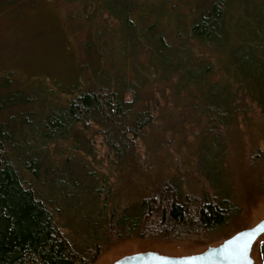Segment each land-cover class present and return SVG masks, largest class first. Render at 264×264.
Segmentation results:
<instances>
[{"label": "trees", "instance_id": "trees-1", "mask_svg": "<svg viewBox=\"0 0 264 264\" xmlns=\"http://www.w3.org/2000/svg\"><path fill=\"white\" fill-rule=\"evenodd\" d=\"M186 1H54L78 8L81 26L89 32L83 51L88 61L96 57L98 67L87 79L80 80V74L76 88H61L63 94L70 92L66 100L49 92L53 98L39 117L43 137L46 145L73 141L76 150L89 132L100 138L108 174L78 167L93 187L79 185L73 176L75 194L60 198L104 196V205L87 206L80 222L72 220L73 232L94 231L93 245L78 250L56 219L63 212L34 185L58 164L44 151L32 150L19 167L21 158L10 153L8 143L37 117L34 110L19 113V129H9V120L0 126V264H92L106 247L133 238L204 242L238 214L228 198L202 185L201 191H191L172 146L174 140L194 138L199 151L194 157L201 158L197 167L184 166L204 171L205 179L194 178L203 184L224 164L222 157L203 158L205 152L225 147L226 137L252 121L256 109L264 119V0H212L203 9L195 7L196 0ZM250 2L251 12L237 13L238 3ZM38 4L0 0V11ZM0 106L2 113L12 112L10 118L17 108L35 104L29 93L13 92L2 97ZM261 156L264 165V152ZM72 162L81 165L76 153L61 162V169L67 172ZM171 164L175 174L164 175ZM119 178L133 179L121 196ZM113 200L123 205H108ZM91 213L100 220L88 225ZM258 252L264 264V241Z\"/></svg>", "mask_w": 264, "mask_h": 264}, {"label": "rangeland", "instance_id": "rangeland-1", "mask_svg": "<svg viewBox=\"0 0 264 264\" xmlns=\"http://www.w3.org/2000/svg\"><path fill=\"white\" fill-rule=\"evenodd\" d=\"M54 1L39 0V4L35 8L23 6L13 10L0 11V100L2 101V97H6L10 93L22 92L29 93L35 104V109L17 108L16 113L14 110L15 115H10V118L8 114L12 112L2 113V109H0V126L9 120L8 124L12 125L8 127L9 129H19V126L23 125V120L18 117V114L26 113L27 110L36 112L37 117L34 119L33 126L31 125L23 132L20 130L18 137L8 143V148L10 153L21 158L22 162L18 164L19 167H22L24 162L29 159L32 150L34 152L44 151L47 158L58 164L56 165L57 171L49 170L34 185L47 200L53 201L54 205L52 206L55 209L58 208L63 212L61 219L58 217L56 219L64 225V231L78 245V250L83 251L85 245H93L91 234L94 231L89 233L79 228L78 232H73L70 225L72 220L75 223L81 221L79 218L87 206L104 205L102 204L104 196H100L96 200L94 195H87L83 201L76 197L72 198V196L67 200L60 197L75 194L73 176L76 177L75 181L79 185H85V188L93 187L90 177L88 178L78 167L86 166L89 171L95 170L98 174L105 176L108 174L105 162L106 149L102 146L100 138L93 136L91 132L82 138L78 150H76L73 141H54L46 145L47 140L43 137L42 120L39 117L45 115L47 103L50 98H53L50 96V91L55 90L56 99L66 100L68 96H71L70 92L63 94L61 88L72 89L80 74V80L87 79L92 76L91 69L98 65L94 62L96 57L89 59L91 65L87 63L89 62L88 55L86 56L87 51H83V47L89 37V32H86L81 26L79 16L81 13L78 8L72 7L73 11L72 8L65 5L59 6ZM211 1L196 0L193 4L195 3V7L203 9L208 7ZM236 10L237 13L241 10L244 13L251 12V2L248 6L246 3H238ZM102 65L106 66L105 62H102ZM82 75L84 76L82 77ZM84 83L85 81L80 84L79 89ZM254 112L252 121L226 137L225 147L218 144L213 148L212 153H210L211 150L205 152L203 158L209 154H211V159L222 157L224 164L220 174H212L211 178L207 176L208 181L205 180L203 184L196 182L194 178L205 179L204 171L199 173L196 168L194 170L189 168L187 171L184 166L194 165L201 158L200 156L199 158L194 157V154L199 152L194 138L190 137L186 143L174 140L172 146V151H174L172 156L181 166L186 185L194 187L192 192H199L202 185L215 196L228 198L233 204L232 206L238 209V214L218 234L210 236V240L204 242L133 238L114 244L109 248L106 247L92 264H114L126 256L149 252L167 257H187L201 254L208 248L219 246L237 233L250 229L264 220V165L261 156L264 152V119L260 115L259 109ZM15 124H18V127H14ZM21 145L24 147L20 150ZM71 153H76L81 165L72 162L68 171L65 172L60 165ZM101 160H104L103 164L99 163ZM183 162L186 164H182ZM172 164L168 169L163 170L164 175L175 174ZM206 171L209 175L210 171ZM22 173L26 178V172ZM109 180L113 182V178ZM136 181L138 180L136 179ZM118 182L117 187L121 189L118 195L121 196L124 189L129 188V184H133V179L129 183V181L124 182L122 178H119ZM48 183L49 186L46 185ZM117 204L123 205L116 201L108 202V205ZM96 215L99 213L97 212ZM96 215L89 214L87 220L89 219L90 223L88 225L95 220H100ZM93 236L95 235L93 234ZM263 241L264 235L252 250L255 264H262L258 249Z\"/></svg>", "mask_w": 264, "mask_h": 264}, {"label": "water", "instance_id": "water-1", "mask_svg": "<svg viewBox=\"0 0 264 264\" xmlns=\"http://www.w3.org/2000/svg\"><path fill=\"white\" fill-rule=\"evenodd\" d=\"M264 235V220L237 233L231 239L205 252L187 257H167L149 252L126 256L114 264H255L252 250Z\"/></svg>", "mask_w": 264, "mask_h": 264}]
</instances>
